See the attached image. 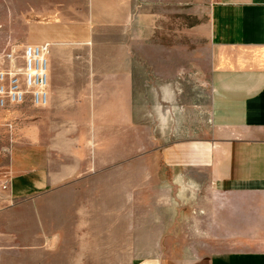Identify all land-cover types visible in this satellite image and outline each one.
<instances>
[{"label": "crops", "instance_id": "obj_1", "mask_svg": "<svg viewBox=\"0 0 264 264\" xmlns=\"http://www.w3.org/2000/svg\"><path fill=\"white\" fill-rule=\"evenodd\" d=\"M89 6L83 23L49 28L34 44H50L48 105L26 109L21 121L15 106L0 110V130L12 135L0 177V261L264 264V0ZM164 8L194 16L210 44V127L158 147L136 116L139 73L125 38L148 37L149 53L167 52L152 41ZM102 37L117 42L96 44ZM151 65L149 101H172L173 63ZM172 182L183 183L181 197L195 183L196 203L173 205ZM176 238H195L196 256L168 255Z\"/></svg>", "mask_w": 264, "mask_h": 264}, {"label": "rangeland", "instance_id": "obj_2", "mask_svg": "<svg viewBox=\"0 0 264 264\" xmlns=\"http://www.w3.org/2000/svg\"><path fill=\"white\" fill-rule=\"evenodd\" d=\"M146 2L148 3V0ZM145 10L148 13V7ZM166 10L165 8L161 10L158 21L154 23L157 36L152 41L165 45L167 52L149 53L151 41L148 37L139 40L131 35L125 38L128 45L134 44L135 52L129 55L132 56L130 60L137 67L136 73H139L136 85V116L140 119L146 141L150 136L152 138L155 136L158 147L179 140L205 137L208 135L210 127V44L206 34L198 32L196 26L200 22L196 21L194 16L190 15L189 19H184V17L182 19L180 14L171 8ZM88 12H90L89 0H0V69L13 68L22 72L25 46L33 45L41 40L48 34L49 28L57 30L59 33L67 31L70 27H75L78 23H83L81 19ZM145 26H148V22L145 23ZM185 26H188V34L184 31L181 32ZM113 30L116 31V29ZM129 33L131 34V32ZM94 41L96 44L115 45L117 39L116 37H102L95 38ZM139 49H141L140 53ZM11 53L13 62H10L8 58ZM165 59L173 63L170 70L173 80L170 82L175 94L174 99L162 103L149 101V81L154 79V75H150L151 64H159ZM30 108H35V106L31 105L29 101L15 106L14 110H17L18 113L15 114L13 121H21L23 111ZM4 121H6L5 118H0L1 123ZM3 128L0 130V177L5 176L4 172L10 161V146L12 144L10 128ZM165 174L167 178H170V173L161 167L158 175H163L164 179ZM158 185H167V188H170L171 183L162 181L158 182ZM172 185L173 205L177 206L178 204L179 206L184 202L186 204V201L191 206L196 203L198 194L192 192H195L194 190L199 187L195 183L189 184L190 187L187 189L191 192L186 190L183 193L184 197L176 192L180 185L182 189H185L183 183L172 182ZM174 232L176 233V231ZM181 241L180 238L174 239L173 246L166 249L167 254L178 259L196 256L197 240L190 238L189 245H180ZM0 264H12V262H6L4 259L0 261ZM125 264H130V262Z\"/></svg>", "mask_w": 264, "mask_h": 264}, {"label": "built area", "instance_id": "obj_3", "mask_svg": "<svg viewBox=\"0 0 264 264\" xmlns=\"http://www.w3.org/2000/svg\"><path fill=\"white\" fill-rule=\"evenodd\" d=\"M50 44L27 45L23 51L24 67L0 69V110L29 101L35 107H45L49 101ZM13 62V54L8 55Z\"/></svg>", "mask_w": 264, "mask_h": 264}]
</instances>
